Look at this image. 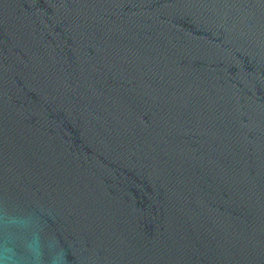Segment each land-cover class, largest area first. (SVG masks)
Here are the masks:
<instances>
[{"label":"water","instance_id":"1","mask_svg":"<svg viewBox=\"0 0 264 264\" xmlns=\"http://www.w3.org/2000/svg\"><path fill=\"white\" fill-rule=\"evenodd\" d=\"M0 264H264V0H0Z\"/></svg>","mask_w":264,"mask_h":264}]
</instances>
